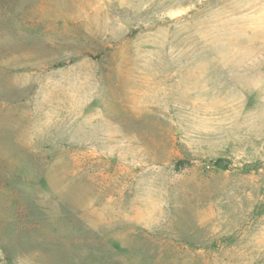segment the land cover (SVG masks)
<instances>
[{
	"label": "rangeland",
	"instance_id": "1",
	"mask_svg": "<svg viewBox=\"0 0 264 264\" xmlns=\"http://www.w3.org/2000/svg\"><path fill=\"white\" fill-rule=\"evenodd\" d=\"M0 264H264V0H0Z\"/></svg>",
	"mask_w": 264,
	"mask_h": 264
}]
</instances>
